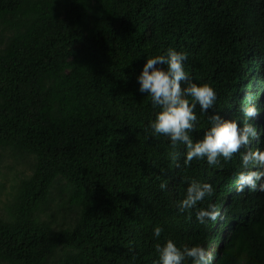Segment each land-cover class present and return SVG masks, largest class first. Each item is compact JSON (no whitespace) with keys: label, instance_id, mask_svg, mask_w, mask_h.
Masks as SVG:
<instances>
[{"label":"trees","instance_id":"obj_1","mask_svg":"<svg viewBox=\"0 0 264 264\" xmlns=\"http://www.w3.org/2000/svg\"><path fill=\"white\" fill-rule=\"evenodd\" d=\"M169 47L216 92L194 109L193 139L213 112L243 118L250 97L262 109L250 147L264 149V0H0V150L32 160L0 215V264H154L168 239L212 246L211 264H264V191L238 190L239 153L185 163L183 145L150 134L136 76ZM193 180L213 193L179 212ZM58 190L57 214L73 217L55 228L43 215ZM208 204L219 214L201 224Z\"/></svg>","mask_w":264,"mask_h":264},{"label":"clouds","instance_id":"obj_2","mask_svg":"<svg viewBox=\"0 0 264 264\" xmlns=\"http://www.w3.org/2000/svg\"><path fill=\"white\" fill-rule=\"evenodd\" d=\"M187 54L169 47L164 54L146 57L140 72L136 76L138 91L147 95L156 110L154 118L149 121L148 129L154 136H165L170 146L175 149L178 144L185 147V163L195 159H204L209 165H218L220 158L230 160L239 153L240 165L244 169L236 174L238 190L248 187L250 190L264 191V149L252 148L250 144L257 139L258 127L252 122L261 108L249 97L239 111L243 118H224L218 112L209 117V127L203 131L202 137L193 139L190 135L197 121L194 109L197 104L202 113H207L216 100V92L207 83H196L190 79L184 69ZM190 98V99H189ZM264 102V92L261 94ZM255 120V119H254ZM172 158H176L173 152ZM165 183L160 184L163 190ZM213 187L207 182L193 180L177 202V210L184 212L193 209L206 196H211ZM218 210L214 204L201 207L196 211V219L203 224L207 220H215ZM162 228L153 226L152 234L160 237ZM228 233L224 231V235ZM199 244L178 247L171 240L157 243L154 264H211L212 256Z\"/></svg>","mask_w":264,"mask_h":264},{"label":"rangeland","instance_id":"obj_3","mask_svg":"<svg viewBox=\"0 0 264 264\" xmlns=\"http://www.w3.org/2000/svg\"><path fill=\"white\" fill-rule=\"evenodd\" d=\"M258 118L259 114L253 119L256 120ZM31 162V159L28 160V164L24 160L12 159L8 156V150H0V215L2 217L7 216V208L13 202V195L19 181L30 174L28 166ZM62 193L59 190L52 191L49 208L43 215V219L52 222L55 228L64 227L70 221L72 222L73 216L71 212L57 214L56 204L59 203L58 199L64 198ZM61 195L62 197L60 198ZM212 251L213 247L206 249V252L210 255Z\"/></svg>","mask_w":264,"mask_h":264}]
</instances>
